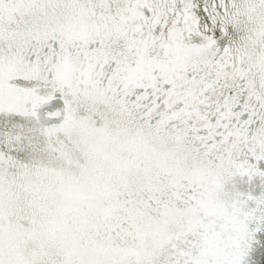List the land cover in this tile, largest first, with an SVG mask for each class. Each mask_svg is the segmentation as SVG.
I'll return each instance as SVG.
<instances>
[{
    "label": "snow or ice",
    "instance_id": "1",
    "mask_svg": "<svg viewBox=\"0 0 264 264\" xmlns=\"http://www.w3.org/2000/svg\"><path fill=\"white\" fill-rule=\"evenodd\" d=\"M0 264H264V0H0Z\"/></svg>",
    "mask_w": 264,
    "mask_h": 264
}]
</instances>
